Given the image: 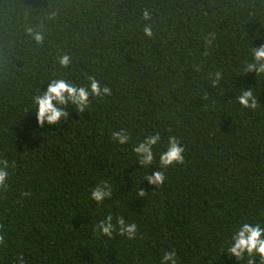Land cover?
I'll list each match as a JSON object with an SVG mask.
<instances>
[{
	"label": "trees",
	"instance_id": "trees-1",
	"mask_svg": "<svg viewBox=\"0 0 264 264\" xmlns=\"http://www.w3.org/2000/svg\"><path fill=\"white\" fill-rule=\"evenodd\" d=\"M261 44L264 0H0V264H160L169 250L178 264H246L227 249L241 224L264 227V73L247 70ZM90 76L110 93L37 124L49 82L87 89ZM249 87L255 109L238 103ZM156 132L140 166L132 148ZM169 136L185 162L163 170ZM157 169L161 186L144 179ZM105 181L112 196L97 203ZM109 214L136 223V238L100 234Z\"/></svg>",
	"mask_w": 264,
	"mask_h": 264
},
{
	"label": "clouds",
	"instance_id": "clouds-1",
	"mask_svg": "<svg viewBox=\"0 0 264 264\" xmlns=\"http://www.w3.org/2000/svg\"><path fill=\"white\" fill-rule=\"evenodd\" d=\"M145 20H150L151 17L147 10L143 13ZM31 32V29H28ZM144 34L146 36L152 35V30L149 25L144 26ZM33 38L37 43L43 40L40 33H34ZM253 63L247 65L248 71L255 70L256 73H264V44L255 46L252 51ZM59 63L66 67L70 60L67 55L60 57ZM218 75V74H217ZM89 79V87L86 89L83 86H76L64 79H54L48 83L46 89L42 94L34 97L35 117L36 122L40 127H43L45 121L50 125H58L61 117H68L66 106L72 105L76 111L83 113L90 103L89 95L101 96L110 93V88L107 86L101 87L99 82L92 78ZM215 83V81L213 82ZM238 103L243 108L255 109L257 107L256 97L253 95L252 89L249 87L243 90L238 97ZM112 138L120 145H124L129 141L128 133L122 128L119 131L112 133ZM161 141V135L156 132L152 135L146 136L138 144H135L132 151L137 156V163L140 166L148 167L153 164L155 159L154 146ZM185 149L179 143L177 137L169 136L167 139L166 150L159 154V169L166 170L169 166L182 165L185 162L183 153ZM9 162L7 159L0 160V186L6 185V180L9 177ZM151 185L161 186L165 182V172L162 170L153 171L151 175L144 177ZM146 192L140 190L139 197H143ZM30 192H22V197L30 196ZM112 196L111 185L108 182H102L91 191V199L97 203L103 202L106 198ZM113 217L111 214L101 220L95 229L100 234L112 237L113 232L118 230L119 235L126 236L128 239H135L138 231L136 223H126L124 219L118 217L116 224L112 223ZM3 227V225H0ZM5 243L4 235H0V245ZM230 253L229 257H235L237 261H241L247 257L246 264H256L255 257H259V264H264V227L259 223L250 224L243 223L238 230L231 236V243L227 249ZM18 264H24L23 255L17 257ZM160 264H178L177 255L174 250H169L163 253Z\"/></svg>",
	"mask_w": 264,
	"mask_h": 264
}]
</instances>
